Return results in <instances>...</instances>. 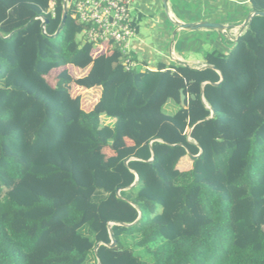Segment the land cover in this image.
<instances>
[{
    "label": "trees",
    "instance_id": "1",
    "mask_svg": "<svg viewBox=\"0 0 264 264\" xmlns=\"http://www.w3.org/2000/svg\"><path fill=\"white\" fill-rule=\"evenodd\" d=\"M48 2L0 0V264H264V17L202 51L212 86L209 68L92 57L69 16L50 38ZM71 86L100 95L85 111Z\"/></svg>",
    "mask_w": 264,
    "mask_h": 264
},
{
    "label": "crops",
    "instance_id": "2",
    "mask_svg": "<svg viewBox=\"0 0 264 264\" xmlns=\"http://www.w3.org/2000/svg\"><path fill=\"white\" fill-rule=\"evenodd\" d=\"M220 3H222V9H219ZM247 5L248 0H168V13L171 18L182 23L209 22L233 28L237 26L235 23L237 24L242 20L244 22L247 18L245 16ZM175 11L180 14V17L177 16ZM219 11H223V15ZM136 12V22L141 23L142 21L150 19L147 21L149 23L146 26L149 36L154 40V45L143 42L144 38L139 28L136 35L137 39L132 42L135 51L133 52V58L142 66L149 68L150 71H154L160 64L169 67L172 64H179V62L188 64L190 68L198 69L204 65L203 60L193 58V56H191L192 58L187 56L189 51H195V45L204 43V41H221L223 38L234 42L237 37L236 35L232 39L228 38L224 33L209 30H177L174 33L175 28L169 19L168 21L165 19V22L162 24H159L157 21L154 23L150 15L143 8L136 9ZM229 20L230 22H227ZM157 38H159V43H157ZM227 49L228 47L224 51H227ZM193 63L198 64V66H194ZM91 91L95 92L96 99H98L100 90L97 88ZM174 111L175 107L173 106ZM108 122L112 124V121L108 120ZM126 142L130 144L129 141ZM103 152L107 156L112 155L109 150H104ZM177 168L180 171H188L191 169V162L187 158L183 159Z\"/></svg>",
    "mask_w": 264,
    "mask_h": 264
},
{
    "label": "built area",
    "instance_id": "3",
    "mask_svg": "<svg viewBox=\"0 0 264 264\" xmlns=\"http://www.w3.org/2000/svg\"><path fill=\"white\" fill-rule=\"evenodd\" d=\"M67 4L68 16L85 26L80 38L95 48L94 54H107L118 49L125 70L141 67L131 53V40L137 35L131 15L132 0H49L46 15L55 18L57 8ZM44 17H40L42 22Z\"/></svg>",
    "mask_w": 264,
    "mask_h": 264
},
{
    "label": "rangeland",
    "instance_id": "4",
    "mask_svg": "<svg viewBox=\"0 0 264 264\" xmlns=\"http://www.w3.org/2000/svg\"><path fill=\"white\" fill-rule=\"evenodd\" d=\"M220 1V0H219ZM222 2V1H221ZM132 11H131V15L135 18L137 15L136 9H140L143 8L145 12H147L150 17L152 18L151 20L156 23L155 21H157L159 24H162L163 22H165L164 20L166 19L168 21V17H167V13L162 5V1L160 0H132ZM219 9H222V3L219 4ZM177 13V16L180 17V14L175 11ZM217 12V11H216ZM222 14L223 11H219ZM219 14V13H218ZM150 19H147L145 21L140 22H136V26H137V30L140 28L141 29V35L144 38V43L145 44H150V45H154V40L149 36V32L147 30V26L148 23L147 21ZM227 22H230L227 21ZM233 26V25H230ZM240 32V29L238 27H233V28H228L226 32H223L224 34H226L228 36V38H234L236 35L238 36ZM222 33V32H220ZM80 38V37H79ZM142 38V39H143ZM214 38V37H213ZM137 37L135 36L132 40H131V44L132 42L136 41ZM157 43H159V38L156 39ZM222 44H224L222 42ZM221 41H217L214 40L212 41H204V43H200L198 45H195L196 49L195 51H189L188 55L190 58H192L191 56H193V58L196 59H202V54H201V50H209V49H219L221 47ZM134 48L131 45V53L133 55ZM99 54H93L92 57H97ZM134 56V55H133ZM188 58V57H187ZM140 61V60H139ZM192 65V64H191ZM194 66H198V64L193 63ZM65 70L68 71L69 75L74 78V79H78L81 78L83 76H85L89 70H81L78 68H75L73 66H67L64 68ZM62 71V69H58L55 71H52L47 77L46 80L47 82L52 86V87H57V76L58 74ZM69 91L71 92L72 95L77 96L80 95V97L82 98V106L83 109L85 111H87L89 109V106L91 105V103H93L94 101H96V96H95V92L90 91V90H82L79 89L77 87H73L71 86V88L69 89ZM173 104H168L165 107V111L168 114H172L173 113ZM110 121V120H109ZM104 123L109 124L108 119H104ZM107 151V150H105ZM11 218V216H9V219Z\"/></svg>",
    "mask_w": 264,
    "mask_h": 264
},
{
    "label": "water",
    "instance_id": "5",
    "mask_svg": "<svg viewBox=\"0 0 264 264\" xmlns=\"http://www.w3.org/2000/svg\"><path fill=\"white\" fill-rule=\"evenodd\" d=\"M162 1V5L167 13V17L169 19V21L171 22V24L173 25V27L175 28V31L174 33L177 31V30H185V31H195V30H209V31H217V32H226L228 28H232V27H228V26H224V25H221V24H218V23H209V22H199V23H182L180 21H177L173 18L170 17L169 13H168V0H161ZM67 17H68V9H67V4L66 3H63V7H62V15H61V21H60V25L57 29V31L55 32L54 35H52L50 38H56L60 32L62 31L65 23H66V20H67ZM255 17H264V12H253L252 14H250L246 19L245 21L240 24V25H237L235 27H238L240 29V32L238 34V36L236 37L235 41L234 42H237L238 38L241 36L243 30L246 28V26L252 22V20L255 18ZM48 23V20L47 19H43V21L41 22V28L43 30V33L45 34V27ZM178 63V61H177ZM179 64H182L184 65L185 67H190L188 64L186 63H180ZM204 68H209V69H212V70H215L218 75L220 76V81L218 83H211V82H207L205 84H210L212 86H218L222 80H223V75L220 71H217L213 66H206V65H203L202 67L198 68L197 70H200V69H204ZM201 96H202V100L203 102H205L204 100V97H203V93H201ZM180 107L181 108H185L186 107V97L183 93V91H180ZM210 109V118H214L215 117V112L213 109L209 108ZM187 137L188 139L190 140V131H188L187 133ZM197 148L199 149V154L197 156H192L188 151H187V154L189 157H191L192 159H196L198 158L201 154H202V148L200 145L196 144ZM154 159V155L152 154V157H151V160L150 162H152ZM125 165L128 164V160L124 162ZM138 180V177L136 175V181ZM135 186V183L132 185V187ZM120 190L117 191V197L120 198ZM113 225H118V226H125V227H129L131 225H125V224H116V223H113ZM110 240H111V243L110 244H103L104 246L110 248V249H113L116 247V241L114 240L113 238V234L112 232H110ZM100 247V244H98L95 248V255L97 257V250L98 248Z\"/></svg>",
    "mask_w": 264,
    "mask_h": 264
}]
</instances>
